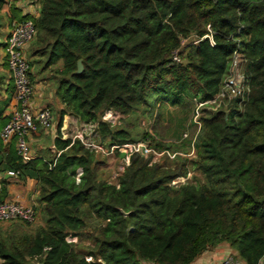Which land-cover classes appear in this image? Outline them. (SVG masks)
Wrapping results in <instances>:
<instances>
[{"label":"trees","instance_id":"trees-1","mask_svg":"<svg viewBox=\"0 0 264 264\" xmlns=\"http://www.w3.org/2000/svg\"><path fill=\"white\" fill-rule=\"evenodd\" d=\"M10 1L0 0V49L2 11ZM35 1L37 17H18L12 7L10 24L33 18L45 65L62 62L56 95L63 108L54 157L24 162L15 140L5 143L1 137L13 92L0 98V173L34 175L40 184L37 209L46 217L45 226L18 243L0 237L2 264H29L28 258L39 264H192L223 243L242 262L258 264L264 258V0ZM194 35L198 42L188 43L184 60L175 61L174 53ZM236 51L250 92L244 103L233 100L228 110L203 118L192 164L204 183L173 189L170 183L187 171L149 166L136 152L117 188L99 179L94 150L79 138L63 137L64 116L73 114L96 122L108 147L140 142L126 128L111 130L98 115L181 105L187 96L210 99ZM6 79L0 70V95ZM150 135L141 142L151 148ZM95 218L106 222L88 260L72 239Z\"/></svg>","mask_w":264,"mask_h":264},{"label":"rangeland","instance_id":"rangeland-1","mask_svg":"<svg viewBox=\"0 0 264 264\" xmlns=\"http://www.w3.org/2000/svg\"><path fill=\"white\" fill-rule=\"evenodd\" d=\"M195 39L196 36L194 35L183 41L179 51L181 61L184 60V56L187 53L186 47L188 43L194 42ZM36 40L37 37L35 35L33 40L29 43L27 56L31 62L32 68L36 70L38 78H44L43 81L45 80L48 83L53 82L52 86L55 88L58 86L61 77L57 71L60 70L61 65L57 63L47 67L45 65L47 55H41L39 52L41 47L36 43ZM8 105L10 106V104ZM209 112H211V110L206 106H200L199 98L187 96L184 103L181 105L173 106L163 103L162 105L152 108L141 105L129 114H122L111 109L99 114L98 119L108 122L111 130L118 128L128 129L131 132L132 138L140 142L144 140L145 133L152 134L150 135V140L152 143L151 146L153 147L151 148L154 151L148 155H143L141 158L149 160V166L161 165L162 168H168L173 171H187L185 175L176 177L170 183L173 189H178L187 183L196 184L205 182L204 175L192 164V161L198 158L195 144L204 129L203 118L208 116ZM54 113L55 112H53V114ZM6 114L10 115L9 111H6ZM69 115L71 117L70 121L74 118L73 122L78 126L77 129L80 128V124H78L76 119L80 122L84 121L79 120V118L73 114ZM56 116L59 115L56 113ZM55 123L54 114V125ZM56 129L57 125L54 130ZM97 132L98 136L102 137V133L100 131ZM105 142L104 140V143ZM51 143V140L49 142L46 141L45 144L47 147L45 148L42 146L36 147L37 154L43 153L48 160H51L55 154L53 148H50ZM162 152L165 153L162 154ZM94 156L99 163V179L119 188L120 178L131 164L132 157L130 156V160H127V156L124 154H115L114 156L112 155V157H107L100 153H95ZM81 175L82 170L79 169L76 176L77 182L81 180ZM105 222L106 221L97 218L91 219L87 226L80 231L79 236L72 239V241H75V249L87 255L89 260H92V257L88 254L91 251H95L96 241L100 235V226ZM45 225L46 217L44 213H39L37 220L33 223L20 220L0 222V237L6 239L8 243L15 244L21 241L26 235L35 234L39 228ZM28 263L39 264L36 258H28Z\"/></svg>","mask_w":264,"mask_h":264},{"label":"built area","instance_id":"built-area-1","mask_svg":"<svg viewBox=\"0 0 264 264\" xmlns=\"http://www.w3.org/2000/svg\"><path fill=\"white\" fill-rule=\"evenodd\" d=\"M210 29V26H208ZM37 32L33 18L25 20H13L4 40L3 52L11 73L15 87V104L11 109L9 119L1 131V137L5 143L15 140L18 154L24 162L35 158L32 145L28 137L30 134L41 129L51 130L55 128L54 114L50 108L42 107L35 109L32 105L34 87L31 79L32 66L27 56L26 47L33 40ZM211 43H214L210 36ZM198 40H195V43ZM175 61H180L179 51L173 55ZM250 86L244 72V62L239 52L232 55L227 72L223 78L219 92L210 99L200 100V106H206L211 112L228 110L233 100L239 99L240 104L248 98ZM80 128L75 131L73 139L79 138L86 147L104 156H114L117 151L127 156L133 153L148 155L154 150L146 142H127L113 144L108 147L103 143V138L98 136L96 122H80ZM197 122V121H196ZM63 137H69V133L62 132ZM187 135V134H185ZM165 152H162L164 154ZM171 155L169 152H167ZM54 159L50 162V168L55 167ZM9 175L18 176L19 172L8 171ZM38 209L34 206H27L19 202L0 200V222L25 221L33 223L38 218ZM88 259V257H87ZM89 260V259H88ZM3 260L0 258V264ZM144 264H156L144 262ZM209 264H246L234 255H229L220 262ZM258 264H264V258Z\"/></svg>","mask_w":264,"mask_h":264},{"label":"crops","instance_id":"crops-1","mask_svg":"<svg viewBox=\"0 0 264 264\" xmlns=\"http://www.w3.org/2000/svg\"><path fill=\"white\" fill-rule=\"evenodd\" d=\"M12 7L16 9L15 15L24 16L29 15L31 17H37L39 15L40 5L35 0H11L10 4H7L2 14L4 16V38H6V35L9 31L10 26V18H12L13 12ZM5 40V39H4ZM29 44L26 47V52L28 51ZM6 59L3 52V48L0 49V70L4 72L7 76L6 79V88L4 89L2 95L0 98L2 100L6 99L10 92L12 91V99L10 106H6V111L11 112L12 107L15 104V87L13 85L12 77L10 70L8 66L6 65ZM60 69H62V62H59ZM32 82L34 87V93H33V99H32V105L35 109L47 107L52 110V112H55V126L58 125L59 119H60V113L59 110L63 108V105L60 101V99L56 95V88L52 86L53 82H46L43 81L44 78H38L36 70L32 68ZM9 87H12L9 89ZM10 90V91H9ZM58 99V100H57ZM56 113L59 116H56ZM71 117L69 114H66L64 116V123L62 127V132L69 133V137H73L75 134V131L77 130V125L71 120ZM77 121V119H76ZM56 136V130H44L41 129L37 132H34L30 134L28 139L30 140V143L32 145L33 151L35 152V157L43 158L45 160H48V158L43 154H37L36 147L42 146L47 147L45 142L51 140L50 148H53L54 152L56 151L54 140ZM4 179H6L5 182ZM2 186H4L5 191L2 192ZM39 193H40V184L39 180L34 177V175H27L25 177L20 176H12L9 175L7 172L5 174L0 173V195L2 196V199L4 201H13V202H19L27 206H34L39 207ZM40 213V212H39ZM41 214V213H40ZM229 255H235V250L232 249L228 244L223 243L219 245L217 248H214L210 251L205 252L203 255H201L199 258L195 260L192 264H209L211 262H220L221 259H223L226 256Z\"/></svg>","mask_w":264,"mask_h":264},{"label":"water","instance_id":"water-1","mask_svg":"<svg viewBox=\"0 0 264 264\" xmlns=\"http://www.w3.org/2000/svg\"><path fill=\"white\" fill-rule=\"evenodd\" d=\"M83 70V64L81 61H78V70L77 72H81Z\"/></svg>","mask_w":264,"mask_h":264}]
</instances>
